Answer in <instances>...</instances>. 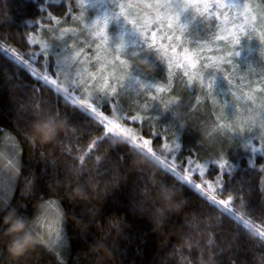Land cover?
Returning <instances> with one entry per match:
<instances>
[{
  "label": "snow or ice",
  "instance_id": "6c2138e0",
  "mask_svg": "<svg viewBox=\"0 0 264 264\" xmlns=\"http://www.w3.org/2000/svg\"><path fill=\"white\" fill-rule=\"evenodd\" d=\"M34 7L0 46L15 94L0 130V264H68L70 231L85 264H109L97 248L118 249L90 225L121 185L134 216L183 230L177 264H264V0ZM10 211L27 248L12 247Z\"/></svg>",
  "mask_w": 264,
  "mask_h": 264
},
{
  "label": "trees",
  "instance_id": "16d2710c",
  "mask_svg": "<svg viewBox=\"0 0 264 264\" xmlns=\"http://www.w3.org/2000/svg\"><path fill=\"white\" fill-rule=\"evenodd\" d=\"M37 0H0V11L12 16L10 25L0 28V35L4 40H0V46L7 47L11 40L19 39V32L23 30L21 17L28 13H34L38 9L34 7ZM2 19V17H0ZM11 38V40H10ZM7 72L3 53L0 52V75ZM0 83V130L8 131V125L12 122L11 105L15 101V94ZM233 150L235 145H232ZM55 150L50 149L51 155ZM232 156L237 161L240 154L233 152ZM246 159V158H245ZM128 195V190L123 185L102 193L96 199V208L93 219L94 224L90 225L97 238L104 237L109 243H115L118 252L111 253L105 247H98L97 251L103 253L105 260L109 264H177L179 259L175 251L179 233L183 231L178 224L167 227L164 224L150 225L142 217L133 215L130 208H124V199ZM66 222L69 226L79 225L71 213L66 210ZM119 222V228L113 227ZM155 229L153 232L152 229ZM136 234H141L142 239H137ZM73 240V252L70 257H66L68 264H85L87 257L79 256V243L72 232H69ZM134 240L135 242H130ZM45 264H55L52 257L46 258ZM204 264V262H201Z\"/></svg>",
  "mask_w": 264,
  "mask_h": 264
},
{
  "label": "clouds",
  "instance_id": "9594fccd",
  "mask_svg": "<svg viewBox=\"0 0 264 264\" xmlns=\"http://www.w3.org/2000/svg\"><path fill=\"white\" fill-rule=\"evenodd\" d=\"M3 223L8 226V235H17L18 239L14 240L12 247L17 244L27 248L32 240L31 234L27 231V222L15 216L14 212H9L3 219Z\"/></svg>",
  "mask_w": 264,
  "mask_h": 264
}]
</instances>
